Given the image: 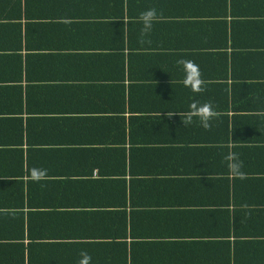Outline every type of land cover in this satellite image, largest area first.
<instances>
[{"label": "crops", "instance_id": "obj_1", "mask_svg": "<svg viewBox=\"0 0 264 264\" xmlns=\"http://www.w3.org/2000/svg\"><path fill=\"white\" fill-rule=\"evenodd\" d=\"M151 8L162 16L141 44L137 18ZM19 9L18 50L0 41V250L29 246L25 264L29 255L79 264L81 251L90 264H119L111 191L87 194L73 181L118 180L125 148L136 264H215L223 234L232 258L264 264V0H21ZM182 58L199 66L204 92L183 85ZM193 101L212 102L210 129L183 125L178 113ZM229 151L243 176L226 172ZM33 167L45 179L32 181ZM16 213L47 237H15L6 216ZM186 241L206 251L192 257ZM7 250L0 264H12Z\"/></svg>", "mask_w": 264, "mask_h": 264}, {"label": "trees", "instance_id": "obj_2", "mask_svg": "<svg viewBox=\"0 0 264 264\" xmlns=\"http://www.w3.org/2000/svg\"><path fill=\"white\" fill-rule=\"evenodd\" d=\"M21 7V0H0V41L6 42L5 47L2 48L6 51H12L15 52L18 50V46H16V42L19 41V31H21V27L19 25V21H17L18 18V11H21L19 9ZM227 76V74H226ZM227 90V89H226ZM228 108V103H224V108L220 107V109H226ZM221 121V124L224 125L225 135H223L222 141L224 144L228 142V117L222 116L219 118V122ZM126 142L125 137L123 135V143ZM94 156V155H93ZM92 156V157H93ZM102 155L95 156L97 160L101 159ZM120 161L118 166V170H114V174L118 176V180L115 181H106L102 178L97 180H90V181H84V179L73 181L77 184H74L75 186L81 187L82 190L87 191L88 194V188L91 187L92 189H95L98 191V189L101 188H107L111 191L110 199L107 203V205H110L113 207V210H116L111 215L112 220L115 218L117 222H119V228H120V234L118 235V238L121 239L118 242V244L115 246V252L120 253V259L119 264H136L133 254L136 251L135 245L128 244L127 240V233L129 231V226L132 228H135L134 225H132V218L134 217V213H130V210L127 213V210L132 207V182L131 176L135 173V171H132V166L130 163L131 157L130 152L128 149L122 148L119 150V155L117 157ZM107 160V159H106ZM109 160V159H108ZM109 162V161H108ZM98 168H101L100 164H96ZM93 167L89 170L87 167L83 168V174H91ZM87 170L88 172H86ZM228 172V169L226 170ZM162 173V172H161ZM101 176H103V173L101 172ZM128 178V180L126 179ZM78 183H81L82 185H79ZM30 189H33L32 187ZM81 190V189H80ZM29 195V193H28ZM117 197L118 201L114 202V199ZM29 202V199H28ZM32 203V202H31ZM94 201L91 199V205H94ZM33 203L30 205L32 206ZM73 205H78L77 203H74ZM87 205V204H86ZM88 206V205H87ZM102 206V203L99 202V208ZM84 215L85 213H77ZM104 213H91L92 216H101ZM147 215V213H145ZM194 214V213H192ZM89 215V213H88ZM110 217V216H109ZM9 220V225L15 230V231H21L23 234H18L15 237H21L24 239L25 234L26 237L30 238H40V237H47V235H39L35 232L32 234L33 230L31 229L30 223L32 221L28 218V226L25 225V216H23L21 213L16 214H8L6 216V220ZM129 218V219H128ZM22 235V236H21ZM224 236L221 237L219 241H213L215 244H213L215 248V252L217 253V262L215 264H244L239 263L237 261V258H232V255H238L237 249L235 247H231L230 241H228L226 238V234H223ZM229 233H227V236ZM214 238V237H213ZM114 239V238H112ZM24 242V241H20ZM191 242V244L185 245L186 253L192 257H200L202 253L206 250H200V247L203 245L202 241H186ZM211 242V241H209ZM31 246V245H30ZM10 249L9 251V258L7 261L12 264H25L26 262V251L29 253V246L26 247L23 245H11L7 248L0 250V256L2 254L6 255L5 253L8 252L7 249ZM31 254V253H30ZM241 254V252H240ZM31 255L28 256V264L32 263V259L30 258ZM6 258V257H5ZM201 262H208V261H201ZM93 263V262H92ZM94 264V263H93Z\"/></svg>", "mask_w": 264, "mask_h": 264}, {"label": "clouds", "instance_id": "obj_3", "mask_svg": "<svg viewBox=\"0 0 264 264\" xmlns=\"http://www.w3.org/2000/svg\"><path fill=\"white\" fill-rule=\"evenodd\" d=\"M162 13H158L157 9L151 8L146 11H143L138 16V21L142 24L140 30V40L141 44L151 43L147 37L152 31L154 23L158 22L161 18ZM178 65L182 66L184 72L183 85L187 88H190L193 93H202L205 91V81L202 78V73L200 71L199 66L192 60L189 59H179L176 62ZM177 113H168V116L171 117ZM179 116L183 115L184 119L181 120L183 125H189L194 122V118L199 120L200 125L204 129H210L211 121L217 117L218 113L213 107L211 101L204 102L201 104L199 101H193L189 105V111L181 114L178 113ZM181 119V118H180ZM225 160L227 161V167L229 174L232 176H243L242 172L243 163L239 160V156L237 153L233 151H229L225 156ZM47 176V169L43 168H31L29 170V178L34 182H39ZM81 259L79 264H90L91 256L87 254L85 251H81L80 253Z\"/></svg>", "mask_w": 264, "mask_h": 264}]
</instances>
